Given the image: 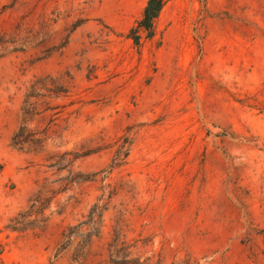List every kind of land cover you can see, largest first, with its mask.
<instances>
[{
  "label": "rangeland",
  "instance_id": "374dc122",
  "mask_svg": "<svg viewBox=\"0 0 264 264\" xmlns=\"http://www.w3.org/2000/svg\"><path fill=\"white\" fill-rule=\"evenodd\" d=\"M146 3L0 0V264H264V0Z\"/></svg>",
  "mask_w": 264,
  "mask_h": 264
},
{
  "label": "trees",
  "instance_id": "16d2710c",
  "mask_svg": "<svg viewBox=\"0 0 264 264\" xmlns=\"http://www.w3.org/2000/svg\"><path fill=\"white\" fill-rule=\"evenodd\" d=\"M169 0H147V3L142 11L140 18L135 22L131 27L128 33V38L132 40L134 46L140 50L145 40H151L156 35L157 22L168 4ZM36 107L35 103H31ZM36 114V113H35ZM26 115L30 114L28 110ZM38 115V114H37ZM31 120L24 119V122H29ZM25 126H23L18 134L13 138L14 146H18L20 149H23L25 146H33L37 148L44 147L45 138H38L37 134L31 132V136L25 137ZM104 211V209H102ZM38 210L36 211V214ZM32 215L23 216L22 220H13L15 224L24 225L27 219ZM102 216V214H101ZM11 230H17V225L11 227ZM126 243L124 235H121L120 232L115 233V239L109 244L110 250V262L112 264H138L139 258L130 259L129 254L123 253L118 247Z\"/></svg>",
  "mask_w": 264,
  "mask_h": 264
}]
</instances>
